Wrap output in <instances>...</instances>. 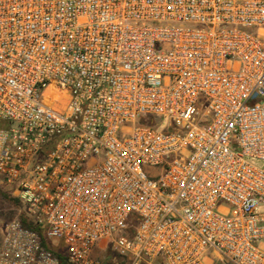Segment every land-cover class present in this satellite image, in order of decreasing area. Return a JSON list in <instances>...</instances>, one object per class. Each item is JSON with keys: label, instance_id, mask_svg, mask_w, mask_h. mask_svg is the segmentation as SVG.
Wrapping results in <instances>:
<instances>
[{"label": "built area", "instance_id": "2783aa9c", "mask_svg": "<svg viewBox=\"0 0 264 264\" xmlns=\"http://www.w3.org/2000/svg\"><path fill=\"white\" fill-rule=\"evenodd\" d=\"M0 185V264H264V0H0Z\"/></svg>", "mask_w": 264, "mask_h": 264}, {"label": "rangeland", "instance_id": "374dc122", "mask_svg": "<svg viewBox=\"0 0 264 264\" xmlns=\"http://www.w3.org/2000/svg\"><path fill=\"white\" fill-rule=\"evenodd\" d=\"M262 165L263 163H258ZM17 215V203L14 201L12 191L5 185H0V238H2L5 225ZM96 258L102 264H124L122 259L112 251H97Z\"/></svg>", "mask_w": 264, "mask_h": 264}, {"label": "trees", "instance_id": "16d2710c", "mask_svg": "<svg viewBox=\"0 0 264 264\" xmlns=\"http://www.w3.org/2000/svg\"><path fill=\"white\" fill-rule=\"evenodd\" d=\"M14 201L17 203L18 205V200L14 198ZM61 258V264H68L67 261H66V258H64L63 256H60Z\"/></svg>", "mask_w": 264, "mask_h": 264}]
</instances>
